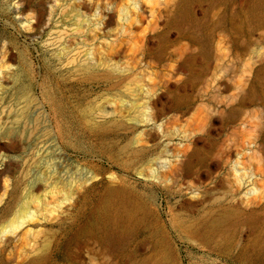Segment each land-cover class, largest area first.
Here are the masks:
<instances>
[{"label": "rangeland", "instance_id": "rangeland-1", "mask_svg": "<svg viewBox=\"0 0 264 264\" xmlns=\"http://www.w3.org/2000/svg\"><path fill=\"white\" fill-rule=\"evenodd\" d=\"M263 202L264 0H0V264H264Z\"/></svg>", "mask_w": 264, "mask_h": 264}, {"label": "bare ground", "instance_id": "bare-ground-1", "mask_svg": "<svg viewBox=\"0 0 264 264\" xmlns=\"http://www.w3.org/2000/svg\"><path fill=\"white\" fill-rule=\"evenodd\" d=\"M182 19H184V18H182ZM116 207H119V210H117ZM219 215H221V214H219ZM252 215H255V214H252ZM95 216L96 217L92 222V228L93 227H102V225H103L105 227V229L109 231V233H106V235H105L108 240H110L111 237L116 236V233L110 232V230H112V229H115V230L120 229V230L124 231V233H125L126 230L131 231V230H134V228L136 227L135 226L136 221L129 214L128 204H127V201L125 199V196H124L123 192L120 191L119 189H112L109 192V194L106 196V198L104 200L103 208L101 210H99ZM225 218H226L225 216H218L217 218H215L214 222L218 223V222L224 220ZM227 218H229V217H227ZM248 219L252 220L253 218H248ZM208 220L209 219H207V221ZM225 220L227 221V219H225ZM213 225H214V223H213Z\"/></svg>", "mask_w": 264, "mask_h": 264}, {"label": "water", "instance_id": "water-1", "mask_svg": "<svg viewBox=\"0 0 264 264\" xmlns=\"http://www.w3.org/2000/svg\"><path fill=\"white\" fill-rule=\"evenodd\" d=\"M262 211H264V202L257 207L249 209L248 211H246V214H256Z\"/></svg>", "mask_w": 264, "mask_h": 264}]
</instances>
